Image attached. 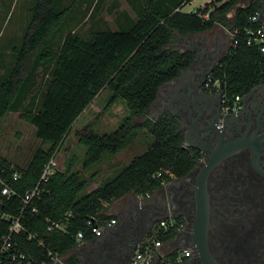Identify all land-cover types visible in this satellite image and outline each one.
<instances>
[{"label":"trees","instance_id":"obj_1","mask_svg":"<svg viewBox=\"0 0 264 264\" xmlns=\"http://www.w3.org/2000/svg\"><path fill=\"white\" fill-rule=\"evenodd\" d=\"M137 1L138 18L130 21V26L96 28L84 36L74 29L64 35L68 22H79L73 13L76 2L63 6L60 0H35L22 40L13 48L14 64L0 79V126L8 113L21 111L42 142L26 165H14L0 157V208L11 216L22 215L25 230L15 239L19 250L34 264L52 262L49 251L62 256L72 250L80 230L86 232V238L93 236L87 220L95 216L100 224L107 223L111 217L101 214L106 202L129 191L148 195L172 178L187 176L201 158L199 150L183 147L178 116L166 113L154 119L147 117L159 87L178 76L195 58V52L172 46L177 32L198 33L215 24L238 29V44L230 45L213 70L229 99L264 81V52L258 45L248 44L245 34L251 26L250 17L259 11L257 2L241 5V0H211L197 11L184 12L176 9L185 0ZM59 36L61 42L55 50L54 40ZM41 66L50 67L41 99L33 94L27 102L33 92L32 78ZM107 88L112 90L109 105L123 99L130 113L113 131L98 132L92 122L78 132L80 143L87 147L84 170L106 155H116L134 145L140 136L145 140L147 132L153 135L152 140L148 145L144 141V150L116 176L86 193L90 179L75 168L74 158L69 160L66 168L59 167L43 185L41 196L23 210L26 192L39 182L44 164L61 149L75 122ZM140 116L144 120L136 121ZM47 143L50 146L45 147ZM15 173L18 179H14ZM5 184L15 194L2 195ZM52 221H62L66 229L50 230ZM10 225V219L0 218V248ZM175 233L171 229L163 239L168 241ZM30 234L36 237L29 238ZM1 264H18V259L7 257Z\"/></svg>","mask_w":264,"mask_h":264},{"label":"flooded vegetation","instance_id":"obj_2","mask_svg":"<svg viewBox=\"0 0 264 264\" xmlns=\"http://www.w3.org/2000/svg\"><path fill=\"white\" fill-rule=\"evenodd\" d=\"M251 1L260 5L258 18L264 31V0L240 3ZM219 57L213 52L204 66L195 67L187 80L178 82L179 92L189 95L194 89L190 95L198 97L199 109L190 118L185 117L184 125L192 132V140L206 148H195L202 154L200 159L221 149L227 153L207 177L210 207L204 241L194 231L198 168L187 175L184 199L175 197L169 210L165 206L147 209L140 228L120 234L124 255L119 264H133L139 237L147 233L150 238L158 220L164 217L181 221L162 251L171 256L183 247L193 251L191 257L176 264H264V81L254 84L242 94L237 106L225 112L222 89L210 91L206 85L209 70L219 63ZM78 253L80 264L99 262L95 247ZM106 256L116 260L112 252Z\"/></svg>","mask_w":264,"mask_h":264},{"label":"rangeland","instance_id":"obj_3","mask_svg":"<svg viewBox=\"0 0 264 264\" xmlns=\"http://www.w3.org/2000/svg\"><path fill=\"white\" fill-rule=\"evenodd\" d=\"M209 0H193L185 7V11L197 9L198 6ZM35 0H0V79H2L13 66L15 55L13 48L20 44L24 30L30 19V9ZM76 2L74 15L76 20L68 22L64 35L74 29L80 34L87 36L91 30L96 28H112L119 30L130 26L132 22L138 18V3L137 0H60L63 6ZM232 15V12L230 13ZM130 22V23H129ZM129 23V24H128ZM61 42L60 36L54 40V49L57 50ZM50 67H38L36 70L32 85L33 92L29 94L27 102L31 101V97L37 96L41 99L44 82L48 78ZM42 85H39L41 84ZM38 86V89H35ZM112 90L107 88L93 101L81 117L75 122L71 133L66 138L63 146L58 150L59 167L64 169L67 167L69 160L75 159V168L90 179V184L85 191L88 192L92 188H96L97 183L101 184L103 180L114 177L120 169L128 163L127 160L137 155L145 146L144 141L150 142L153 135L147 132V136L139 140L130 149V154L106 155L105 158L88 170L83 168V160L87 151V147L80 143L78 132L86 125L94 122V129L98 132H110L115 130L120 121L129 115L130 110L127 103L123 99H118L111 106L110 100ZM136 121L142 122L143 117L135 118ZM144 133H141L144 136ZM143 141V143H141ZM145 142V143H146ZM143 144V145H142ZM42 145L41 140L36 136L35 127L25 121L21 115V111L10 112L1 122L0 126V157H5L14 165H26L33 152ZM50 146V143L44 145ZM124 151L126 152L127 149ZM119 154V153H118ZM115 159H112L114 158ZM131 158V159H132ZM115 160H119V167L106 178L105 171L107 164H115ZM94 177V178H93Z\"/></svg>","mask_w":264,"mask_h":264},{"label":"crops","instance_id":"obj_4","mask_svg":"<svg viewBox=\"0 0 264 264\" xmlns=\"http://www.w3.org/2000/svg\"><path fill=\"white\" fill-rule=\"evenodd\" d=\"M210 1L211 0L206 1L204 4L198 6L195 10L185 11L186 5L193 2V0H185L184 3L176 10H181L184 12L197 11ZM176 35L177 40L172 45L173 47L181 49L182 51H193L195 54L196 50L200 52V62L196 65V68L204 66L208 62L210 54L213 52H218L220 56L219 58L221 59L222 56L229 50L231 45V37L229 32L227 28L221 24H215L212 28L198 33H187L183 35L177 32ZM190 75L191 73L187 74V77H185L186 80L188 77H190ZM173 87L174 85L170 83L163 87L159 99L147 110L148 118H158L166 113L176 115L172 113L169 106H166L169 98L172 96L174 89ZM127 149L129 150L126 152L124 150L119 152V154H117L119 155L118 157H120L123 152L125 154L127 153L126 155L130 154V149H132V147ZM143 150L144 148L140 152ZM131 158L128 159L127 162L131 160ZM112 159H115V157ZM118 161L119 160H115V164H113V162H109V164H107L105 171L102 173L106 174V178L109 177L110 174L114 173L117 167H119ZM186 180L187 178L185 177L172 178L171 180L167 181L164 186L154 190L149 195L138 194L134 191H129L119 198L106 202L101 214L111 218H116L117 222L112 226L105 225L103 227L104 230L102 235L89 236L84 240V242L77 244L72 250L62 255L61 257L64 263L52 261L46 264H80L81 262L78 255L79 250L82 249L85 251H90V249L95 246L96 243L106 244L115 241L114 239H116L121 233H133L135 231H133L134 225L140 222V219L142 218L140 217L141 214H147V209H159L162 206L167 208V206H171L174 203L173 199L175 197L180 198V200L184 199V193H186ZM97 185L99 186L100 183H97ZM98 186H96V188Z\"/></svg>","mask_w":264,"mask_h":264},{"label":"built area","instance_id":"obj_5","mask_svg":"<svg viewBox=\"0 0 264 264\" xmlns=\"http://www.w3.org/2000/svg\"><path fill=\"white\" fill-rule=\"evenodd\" d=\"M258 12L253 14L250 17L251 26H248L245 29L246 40L250 45H258L260 50L264 52V31L263 27L258 18ZM229 16H233L229 14ZM229 35L231 37V44L234 46L238 44L239 39L236 37L238 33V29L230 30L228 29ZM207 88L210 91H218L222 89V82L219 78H215L213 71H211L207 77ZM224 111L228 112L231 110L233 106H237L240 102L242 95H235L232 99H229L224 93ZM58 151L55 153L52 158L44 164L41 177L36 186L26 192V195L23 199L24 207L32 202L35 197H40L41 194L45 191L43 185L47 183L51 177L56 173L59 168V160L57 157ZM161 174V173H160ZM14 179H18V174H14ZM0 182H3L2 177L0 176ZM15 194V191L8 185L5 184L2 188V195L11 196ZM149 195V194H148ZM1 204V200H0ZM23 213V211H22ZM22 215L19 216H11L6 214L0 208V218H6L11 220V225L8 233L3 237V244L0 248V264L3 262L5 258H9L11 260L18 259V264H34L31 257L19 250V243L15 239V236L25 230V227L21 223ZM117 222L116 218H111L107 221V223L100 224L98 219L95 216H92L87 220V226L91 233L95 236H100L103 233V227L105 225L112 226ZM180 226V221L177 218H161L158 220L156 226L153 229L152 235L150 238H146L138 243L136 252L133 258V264H176L183 260L184 258H189L192 255L191 247H183L179 249L174 255H170L169 253H165L162 251V246L165 244V240L163 236L169 234L171 229H177ZM50 230L59 229L65 230L66 224L62 221H52L49 226ZM36 234H30L29 238H35ZM86 239V232L84 230H80L76 235V242L80 244L84 242ZM171 239V238H170ZM168 239V240H170ZM52 261L62 262L64 263L62 257L52 251H49Z\"/></svg>","mask_w":264,"mask_h":264},{"label":"water","instance_id":"obj_6","mask_svg":"<svg viewBox=\"0 0 264 264\" xmlns=\"http://www.w3.org/2000/svg\"><path fill=\"white\" fill-rule=\"evenodd\" d=\"M200 55H201L200 52L196 50V55L191 65L183 69L178 76H176L170 81L163 83L159 87L157 98L153 102V104L161 96L163 87L167 85L168 83L173 84L174 85L173 93H172V96L169 98L166 106H169L172 113L178 115V117L180 118L181 122H180L179 131H182L184 133L183 147L184 148H198L200 150L205 151L206 148L203 145H199L192 140L191 138L192 132L185 129V125H184L185 120H186L185 117L190 118L191 115L195 114V112H197V110L199 109V105L197 101L198 97L190 95L194 89H191V92L189 95L184 94V92L178 91V82L185 81L183 79L186 77V75L190 73L192 74L194 72V69L196 67L195 65L199 64L200 62ZM213 70H214V66L210 68L209 72ZM192 121L194 122L193 119ZM186 125L188 124L186 123ZM226 154H227L226 151H224L223 149L217 152H213L211 156H207V157L205 156L203 159H199L197 161L196 166L191 170L192 172L193 170L200 168L197 186L194 188L195 198H196L195 201H196V207H197V213H196L197 218L194 223V231L195 233H197V235H200V238H203V241H204L205 233L207 230L209 207H210L209 192L207 189V177H208V174L211 168L215 164H217L219 161H221L225 157ZM187 177L188 176H185V178ZM167 209L168 210L171 209V206L170 205L167 206ZM140 217H142V214ZM140 227H141L140 222L136 223L133 227V231ZM122 237L123 236L119 235L116 239H114L115 241H113V243L107 247L103 243H96L95 246L92 247V248L95 247V249L97 250V255L99 256L98 264H105V262H108L109 264H119L118 260H120L124 255ZM146 238H147V233L140 236L138 241L140 242ZM108 252H112L116 260H111L110 258H107L106 255Z\"/></svg>","mask_w":264,"mask_h":264}]
</instances>
